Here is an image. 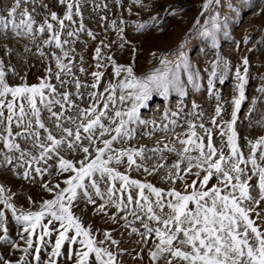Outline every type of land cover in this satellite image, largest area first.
<instances>
[{"label": "snow or ice", "instance_id": "obj_1", "mask_svg": "<svg viewBox=\"0 0 264 264\" xmlns=\"http://www.w3.org/2000/svg\"><path fill=\"white\" fill-rule=\"evenodd\" d=\"M132 2L141 5V0ZM31 3L34 0H13L6 17L0 16V29L8 30L10 26L14 37H30L33 41L37 34L47 32L48 39L44 45L48 47L54 44L57 49H63L67 41L61 40V31L66 27L65 21L72 22L74 16H81L80 0H58L65 7L63 18L51 12L50 19L57 22L60 31L47 18L34 28L36 21L32 13L27 7H22ZM212 4L219 5L220 0H205L202 7L207 10ZM42 6L48 8L43 2ZM217 19L216 16L212 17L213 31L205 32L213 39L218 27ZM144 27L143 24L138 25L139 29ZM83 30L81 23L78 31ZM119 33L120 39L127 43L123 27L119 28ZM76 34L74 31L67 32L69 37ZM87 35L95 39L91 31ZM244 42L247 43V39ZM124 43L120 45L121 48ZM39 55L44 56V53L41 51ZM67 57V52L63 53V57L53 54L57 69L54 75L62 86L65 81L61 80V74H70L72 71L69 64L63 62ZM93 59L96 60L97 71L91 73L93 82L87 87H99L104 76V72L99 69L107 67L105 59L111 64L114 77L120 79L116 84L105 86L104 92L89 93L92 103L86 108H79L74 103L72 93L57 92L56 87L49 82L53 74L50 68L38 84L10 86L5 79L3 62H0V157L5 166L13 165L15 160L16 164L11 170L16 172V169H24L22 176L25 180L34 183L36 177H40L41 187L52 196L51 199L42 200L37 210L22 211L13 206L12 195L0 184V205L10 210L15 221L22 225L19 236L25 247L20 249L18 244L12 243V249L22 251L25 255L32 252L34 264H41V253L45 248L50 251L46 253L43 264H59L61 257L72 261V264H117V255L122 253H114L101 245L105 241H110L111 245H118L119 242L112 238L109 231L103 232V240H97L91 226H86L74 211L81 199L86 204L96 205L98 198L102 203L95 207L94 214L107 215L105 208L112 206L118 213H126L122 219L126 220L127 215H132L140 221L145 232L139 234L145 243L155 236L154 249L148 252L152 264H158L161 259L165 264H264V211H258L264 202V136L247 141L249 155L245 157L235 129L238 112L245 100L248 59H242L243 72L240 68L235 71L230 119H223L224 107L219 103L220 94L216 93L217 106L209 119L211 127L205 126L203 113L196 112L199 106L193 102L189 115L198 116L201 122L196 124L187 121L185 133L174 132L179 125L176 120L169 119L167 108L162 119L169 123L163 126L154 120H142L138 115L139 108L144 106V101L154 91L167 97L170 90L174 89L183 100L185 92L178 77L167 71L145 78L137 77L132 65L117 64L111 55L103 57L100 47L95 49ZM217 67V63L212 65V77L217 75ZM79 70L85 71L83 68ZM189 82H192V77H189ZM223 83L224 78L221 77L220 84ZM81 87L85 86L77 80V99L82 98L79 91ZM194 87L198 88L199 85L194 84ZM208 89L212 94L211 78ZM259 92L264 93V87ZM56 106H59L60 111L54 110ZM73 108L77 109V115H66ZM45 110L48 121L58 135L46 126L42 117V111ZM182 111L183 108L178 105L177 111L172 112L171 116L178 117ZM259 123L264 126V120ZM13 124L21 131L14 132ZM137 124L145 127L153 124V132H168L171 125L173 139L169 143L157 140V147L151 149L143 145L133 146L131 141L136 137V129L131 125ZM217 132L221 139L219 148L214 140ZM18 137L31 142L38 155L23 149L17 142ZM176 144L180 147L177 148ZM225 148L228 149L227 155ZM63 152L74 153L80 158L68 159ZM149 152L159 154L162 159H166L163 156L165 152L176 154L177 159L168 168L164 179L172 184L183 181V192L175 188L165 192L151 182L131 178V171L142 169L151 176L158 169L165 168L163 163L146 166L144 161L153 158L147 155ZM49 161L54 163L48 164ZM41 162L47 167L38 166ZM248 165L251 168L246 171ZM120 166H124V172L118 170ZM50 168H54L57 176L65 178L57 183L43 182L45 174H52ZM187 176H195L196 179L188 183ZM213 177L217 183L208 187ZM253 177L256 178L258 198L251 195L253 186L250 181ZM101 183L105 185L103 190ZM29 202L36 203L31 197ZM5 217L6 212L0 210V242L8 240L9 229ZM109 218L113 223L117 222L116 216ZM149 222L156 227L150 226ZM125 227H128L127 223ZM132 232H137V229L132 228ZM25 255L20 256L17 264H26ZM0 264L12 262L3 259Z\"/></svg>", "mask_w": 264, "mask_h": 264}, {"label": "rangeland", "instance_id": "obj_2", "mask_svg": "<svg viewBox=\"0 0 264 264\" xmlns=\"http://www.w3.org/2000/svg\"><path fill=\"white\" fill-rule=\"evenodd\" d=\"M42 2L48 5L47 9L42 6ZM204 2L205 0H141V5L138 6L133 4L132 0H119V2L117 0H80L81 16H74L72 22L65 21L66 27L61 31V40L67 41L63 49H57L54 44L48 47L44 45V41L48 39L47 32L42 35L37 34V38L33 41L30 37H14L10 26L8 30L0 29V62H3L4 65L6 82L10 86L25 83L28 85L38 84L40 78H44L46 70L50 68L53 74L49 82L56 87L57 92L72 93L71 99L74 103L79 108H86L92 103L89 93L104 92L105 86L109 83L116 84L120 79L114 77L111 64L105 59L104 63L107 67L99 69L104 72L99 87L97 89L87 87L93 82L91 73L97 71L96 60L93 57L95 49L100 47L103 57L111 55L117 64L132 65L137 77L145 78L164 71L178 77L179 84L185 92L183 100L174 89L170 90L167 97L154 91L144 101V106L139 108L138 115L142 120H154L156 124L163 126L169 123L168 120L162 119L167 108L169 119L176 120L179 125L174 132L185 133L187 121L196 124L201 122L198 116L189 115L192 112L193 102L199 106L196 112L203 113L205 126L211 127L209 119L217 106L216 93L220 94L219 103L224 107L223 119H230V101L234 95L236 83L235 71L240 68L243 72L242 59L246 57L249 61V71L246 75L245 100L238 112L235 129L241 151L247 157L249 155L247 141H254L264 136V126L259 123L264 120V93L259 92V89L264 87V0H220L219 5L212 4L207 10L202 7ZM12 3L13 0H0V16L6 17L7 10ZM22 7H27L32 13L36 21L34 28L39 27L47 18L54 28L60 31L57 22L50 19L51 12H56L60 18H63L65 7L60 5L58 0H34V3ZM213 16L218 18L214 39L212 36L205 35L206 31H213ZM154 17L155 19H153ZM18 21L19 16H17ZM121 21L124 23L121 24ZM113 22H115V27H113ZM81 23L84 30L78 31ZM141 24L145 25L143 29L138 28V25ZM120 27L124 28L123 36L127 43L120 39ZM68 31H74L77 34L69 37ZM89 31L93 33L95 39L87 35ZM245 39H247V43L244 42ZM122 43H124L123 48L120 47ZM104 45H108V47H104ZM41 51L44 56L39 55ZM64 52L68 53V57L63 62L69 64L72 71L70 74H61V80L65 81L62 86L54 75L57 69L53 54L63 57ZM182 57L183 59H181ZM225 62H227V67ZM214 63L218 64L217 75L212 77ZM185 64H187V68ZM80 68L85 71L81 72ZM189 77H192V82H189ZM221 77L224 78L223 84H220ZM210 78L213 82L212 94L208 89ZM77 80L85 86L79 90L81 99L76 97L75 82ZM194 84L199 87H194ZM117 95H119V90H117ZM178 105L183 108V111L179 113L178 117H172L171 113L177 111ZM127 106L125 105V107ZM54 110L60 111L59 106H56ZM66 115H77V109H71ZM42 117L46 126L53 129L54 134L58 135L47 119L46 110L42 111ZM131 127L136 129V137L131 141L133 146L143 145L151 149L157 147V140L169 143L174 136L171 125H169L168 132L159 130L153 132V124H148L147 127L138 124L131 125ZM13 131H21V129H17L13 124ZM197 131L200 130L197 129ZM144 133L151 135L146 136ZM41 134H44L42 130ZM214 140L219 148L221 139L218 132L215 134ZM17 142L23 149L38 155L37 149L32 147L31 142H26L19 137ZM119 146L116 145V147ZM175 146L180 147L179 144ZM0 148H2V144H0ZM224 151L227 155L228 149L225 148ZM62 154L68 159L80 158L71 152ZM147 155L153 156V158L144 161L146 166L151 167L153 164L163 163L165 168L158 169L151 176L144 173L142 169L131 171V178L141 182H151L165 192L171 188L183 192V181L172 184L171 181L164 179L167 176L168 168L177 159L176 154L165 152L163 156L166 159H162L159 154L153 155L151 152ZM53 163L54 161L48 162V164ZM15 164L14 160L13 165L5 166L3 158L0 157V184L9 190L14 207L22 211H35L42 200L51 199L52 196L41 187L40 177H36L33 183L23 178L24 169H16V172H13L11 169ZM38 166L47 167L43 162ZM241 167L245 166L241 165ZM250 168L251 166L248 165L246 171ZM118 170L124 172L125 168L120 166ZM49 171L52 174H45L43 182L57 183L65 178L57 176L54 168H50ZM193 171L195 172L196 169ZM193 179L196 177H186L188 183H191ZM216 183L217 181L213 177L209 181L208 187ZM250 183L253 186L251 195L258 198V189L255 188L256 178L253 177ZM61 186L63 185L61 184ZM100 186L102 190L105 187L103 183ZM29 197L36 203H30ZM100 203L102 201L98 198L96 205L86 204L81 199L74 211L86 226H91L97 240H103V232L109 231L112 238L119 242L118 245H111L110 241H105L101 247L109 248L114 253H122L117 255V264H152L148 252L150 249H154L155 236H151L145 243L139 234L145 232L140 221L132 215H127L126 220L122 219L121 217H124L126 213H118L112 206L105 208L104 211L107 215L94 214L95 207ZM0 210L6 212L5 219L9 229L8 240L0 242V260L7 259L12 264H17L20 256L25 254L22 251L13 250L11 245L16 243L20 249L25 247L19 236L22 225L15 221L10 210L3 209L2 205H0ZM258 211H264V202L261 203ZM111 216L117 217L116 223H113L109 218ZM255 218V214H253V219ZM257 222L261 223V221ZM126 223L128 227H125ZM149 223L150 226L156 227L155 224ZM132 228H136L137 232H132ZM52 239L54 241V237ZM48 251H50L48 248L42 250L41 264L47 258ZM66 252L67 248H65ZM32 255V252L25 255L26 264H34ZM59 264H72V261L61 257ZM158 264H165V261L161 259Z\"/></svg>", "mask_w": 264, "mask_h": 264}]
</instances>
